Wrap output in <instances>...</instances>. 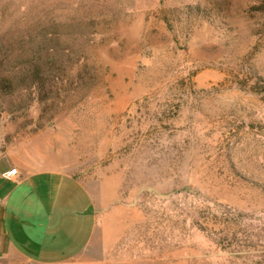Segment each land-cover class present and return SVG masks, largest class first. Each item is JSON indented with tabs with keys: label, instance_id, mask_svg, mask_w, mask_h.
I'll return each instance as SVG.
<instances>
[{
	"label": "rangeland",
	"instance_id": "obj_1",
	"mask_svg": "<svg viewBox=\"0 0 264 264\" xmlns=\"http://www.w3.org/2000/svg\"><path fill=\"white\" fill-rule=\"evenodd\" d=\"M260 1L0 0V154L72 166L124 233L105 264H264Z\"/></svg>",
	"mask_w": 264,
	"mask_h": 264
},
{
	"label": "crops",
	"instance_id": "obj_2",
	"mask_svg": "<svg viewBox=\"0 0 264 264\" xmlns=\"http://www.w3.org/2000/svg\"><path fill=\"white\" fill-rule=\"evenodd\" d=\"M97 214L88 187L60 156L32 142L1 152L0 264H105L124 233L98 224Z\"/></svg>",
	"mask_w": 264,
	"mask_h": 264
},
{
	"label": "trees",
	"instance_id": "obj_3",
	"mask_svg": "<svg viewBox=\"0 0 264 264\" xmlns=\"http://www.w3.org/2000/svg\"><path fill=\"white\" fill-rule=\"evenodd\" d=\"M251 9L259 13L264 14V0H261L257 4L252 5ZM73 65H79V69L72 74V95L80 93L84 87H89L90 83L94 81L95 75L93 73L86 72V68H91L92 66L86 64V62L81 61L79 53L76 54V58L72 61ZM5 77L0 78V90L4 93H9L12 90V84L9 82H4Z\"/></svg>",
	"mask_w": 264,
	"mask_h": 264
},
{
	"label": "built area",
	"instance_id": "obj_4",
	"mask_svg": "<svg viewBox=\"0 0 264 264\" xmlns=\"http://www.w3.org/2000/svg\"><path fill=\"white\" fill-rule=\"evenodd\" d=\"M9 172H15V169L14 168H11L10 170H9Z\"/></svg>",
	"mask_w": 264,
	"mask_h": 264
}]
</instances>
